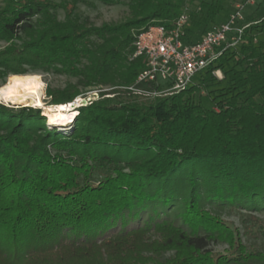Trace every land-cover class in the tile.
<instances>
[{
  "label": "trees",
  "instance_id": "16d2710c",
  "mask_svg": "<svg viewBox=\"0 0 264 264\" xmlns=\"http://www.w3.org/2000/svg\"><path fill=\"white\" fill-rule=\"evenodd\" d=\"M80 1L0 4V41L9 42L0 49V78L52 69L84 87L113 88L101 96L125 98L82 106L70 133L48 129L39 109L0 104V264L264 262L221 217L227 206L264 211V37L255 33L264 30V16L195 84L147 96L128 88L142 66L141 58H128L135 36L178 18L186 0H128L136 17L102 26L73 17ZM200 4L189 41L225 10L224 0ZM60 8L64 20L51 13ZM224 81L215 107L206 108L201 93ZM51 94L61 104L80 91ZM95 172L103 175L98 182ZM221 242L230 251L210 250Z\"/></svg>",
  "mask_w": 264,
  "mask_h": 264
},
{
  "label": "rangeland",
  "instance_id": "374dc122",
  "mask_svg": "<svg viewBox=\"0 0 264 264\" xmlns=\"http://www.w3.org/2000/svg\"><path fill=\"white\" fill-rule=\"evenodd\" d=\"M56 2H61L62 0H54ZM67 4H72V0H65ZM215 0H209V2ZM238 2L244 3V23L250 25L254 23L256 20L261 19L264 16V0H252V2H248L247 0H224L225 10H222L217 17L214 19L215 23L221 22L223 18L234 11L235 4ZM0 4H4L3 0H0ZM184 10L188 12H193L196 14V17L202 15L200 0H186L184 5ZM57 16L58 19H65V10L60 8L56 12L51 11ZM73 17L77 18L80 22L86 23L87 25L94 26H102L104 24H119L126 22L128 20H133L136 15L130 8L128 0H119V3L115 4H105L99 0H81L77 3L76 9L73 13ZM40 17H35L34 20H38ZM134 30V29H133ZM258 37H264V30L255 32ZM96 42H99L98 39L94 38ZM20 43L19 41H17ZM9 42L4 40L0 41V49H3L7 46ZM129 49H131V45L128 47L126 53L129 55ZM130 59V57H128ZM26 74H37L41 77L43 86L42 89L39 90V96L42 99L43 105H57L60 103H55L53 94L56 92L65 90L69 86H78L80 94L76 96L73 101H68L66 103H72L76 98H81V101L74 106L75 115L71 120L66 122L64 121H55V123H51L49 121V117L45 115V106L43 105H33L34 103L31 100L27 102H19L12 100L3 99L0 95V104L6 106L11 110H21V108H33L39 109L41 111V115L45 117L46 127L50 130H55L59 133H70L74 131L77 124V118L79 116V110L82 106H86L90 104L92 101L103 98V97H111L114 96L113 101L125 100L123 95L118 94H106L104 96L100 95V91L111 92L113 89L110 85H100L93 87H84L78 84V77H74L68 74L54 72L52 69L44 70L42 68L30 69ZM11 74H9L6 78H0V88L5 86ZM220 76L222 74L220 73ZM132 85L135 84L131 83ZM130 84V85H131ZM229 83L224 81L222 83H211L205 87V92L201 93V99L206 108L212 109L215 107V104L212 100L214 95L219 94L220 88L223 86H228ZM120 90H124V87ZM164 95V94H161ZM156 95V96H161ZM80 96V97H79ZM86 101V102H85ZM31 103V104H30ZM77 103V102H75ZM74 103V104H75ZM62 104V103H61ZM94 182H98L103 178L99 172L94 173ZM221 217L226 220L233 228H237L240 232L241 239L244 242V245L248 250L259 251L264 254V211H250L243 208H239L236 206H227L221 212ZM210 250L213 252H228L230 251L229 245L221 242L219 244L212 243L209 246ZM172 254V252H168L167 255ZM264 261V260H263ZM261 262V263H260ZM258 263L264 264V262L260 261ZM256 263V264H258Z\"/></svg>",
  "mask_w": 264,
  "mask_h": 264
},
{
  "label": "built area",
  "instance_id": "2783aa9c",
  "mask_svg": "<svg viewBox=\"0 0 264 264\" xmlns=\"http://www.w3.org/2000/svg\"><path fill=\"white\" fill-rule=\"evenodd\" d=\"M243 9V2L236 3L234 11L225 20L211 23L195 41L187 39L191 12L186 10L168 23H154L143 28L135 36L132 44L134 51L130 55V59L141 58L142 66L135 84L128 88L140 94L156 96L181 92L195 84L206 68L228 49L236 48L243 42L244 30L248 26L244 23ZM213 73L223 78L221 70H214ZM144 83H153L155 88L139 86ZM80 101L81 98H76L73 103Z\"/></svg>",
  "mask_w": 264,
  "mask_h": 264
},
{
  "label": "bare ground",
  "instance_id": "6f19581e",
  "mask_svg": "<svg viewBox=\"0 0 264 264\" xmlns=\"http://www.w3.org/2000/svg\"><path fill=\"white\" fill-rule=\"evenodd\" d=\"M43 82L37 74L11 75L5 86L0 88V95L3 99L13 102H27L31 100L33 105H43L39 96V90L42 89ZM31 104V103H30ZM77 103H62L57 105L45 106V115L49 117L51 123L55 121H68L75 115L74 106Z\"/></svg>",
  "mask_w": 264,
  "mask_h": 264
}]
</instances>
